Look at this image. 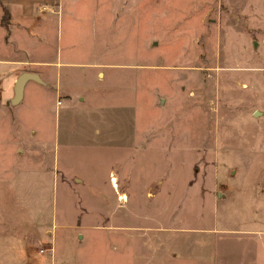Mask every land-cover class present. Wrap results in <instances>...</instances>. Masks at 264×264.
I'll use <instances>...</instances> for the list:
<instances>
[{"label":"rangeland","instance_id":"rangeland-1","mask_svg":"<svg viewBox=\"0 0 264 264\" xmlns=\"http://www.w3.org/2000/svg\"><path fill=\"white\" fill-rule=\"evenodd\" d=\"M13 57L74 105L0 114V264H264V0H0Z\"/></svg>","mask_w":264,"mask_h":264},{"label":"crops","instance_id":"crops-1","mask_svg":"<svg viewBox=\"0 0 264 264\" xmlns=\"http://www.w3.org/2000/svg\"><path fill=\"white\" fill-rule=\"evenodd\" d=\"M22 16L24 17L25 15H22ZM19 23H20V21L18 22V24ZM18 26L19 25H17L16 27H18ZM24 29L28 31L30 29V27L25 26ZM3 62L11 63V66L8 67V65L4 64ZM49 62L50 61H46L44 59H38V58H30L29 60H27L26 57L25 58H18V57L14 58L13 57L11 59L0 58V63L2 65H5V67L0 70V76L2 75L4 77H7L8 80H10V87L8 88V90H5V88L1 89V87H0V114L2 112L8 114L7 118L9 117V119H7V120L9 122H12L14 119V116L17 117V114L19 112V111H17V107L20 104V100H21L22 96L24 95V88H25L26 83L29 81H37L38 83H40L41 87L51 89L54 91V100L51 102V106H49L50 110L53 111L52 113L54 116L53 127H52V135H53L55 133L57 134L58 120H59L60 115L63 117L65 114H70V112L68 113V111L71 110L72 106L74 105L73 104L74 103V99H73L74 96L68 92L67 88L63 84L61 85L59 74L57 73L56 70L53 69L54 66L49 65L50 64ZM23 72L35 74L37 77V80L28 79L22 86V91H21L20 97L17 100H14V82H15V79ZM62 94L66 95L67 97H65V99L59 100L58 97L61 96ZM78 99L81 100L80 97ZM56 101H59L58 105L56 104ZM42 107H43L42 103L38 101L34 106V108L36 109L34 112L37 113V111H40V109ZM67 116L68 115H65L63 117V119L65 120V118ZM4 117L6 118V116H4ZM30 133L34 134V131L31 130ZM35 143L34 142H31L30 144L26 143L25 145H23L22 148L17 146L16 151L23 154L26 151L32 152V151L36 150L38 147L39 148L42 147V146H37ZM28 148H30V150H28ZM43 150H45V149H43ZM44 170H45V172H49V174H47V175L51 174L50 175L51 180H53V179H55V181L57 180L56 179V171H58V170L56 167L53 166V164H52L51 168L46 167ZM113 186L116 187V183H113ZM120 194L124 196V194L122 192H120L117 195L119 198H120ZM122 200H124V199H122ZM27 229L29 230L28 227H27ZM31 239H34V241H32ZM25 241H26L25 246L27 244H30V246H32V245L34 246L37 243V241H39V243H41V244L44 243L42 241L40 234L33 235L31 238L26 237ZM30 242H32L33 244L31 245ZM45 244H47V243H45ZM30 246H26L24 249V258H25L24 262L26 264H27V262H28V264L29 263H31V264H44L47 259H48V262H49V260L53 261L54 255L52 256L53 248L51 246V243H50V247L45 249V251H47V252L50 251V253L48 252L49 254L46 252V253H42L40 255H36L35 252H30L27 250L28 247H30Z\"/></svg>","mask_w":264,"mask_h":264},{"label":"water","instance_id":"water-1","mask_svg":"<svg viewBox=\"0 0 264 264\" xmlns=\"http://www.w3.org/2000/svg\"><path fill=\"white\" fill-rule=\"evenodd\" d=\"M28 79L37 80V77L33 73L23 72L15 79L14 100H17L20 97L22 86Z\"/></svg>","mask_w":264,"mask_h":264},{"label":"bare ground","instance_id":"bare-ground-1","mask_svg":"<svg viewBox=\"0 0 264 264\" xmlns=\"http://www.w3.org/2000/svg\"><path fill=\"white\" fill-rule=\"evenodd\" d=\"M120 198H121V199H124V196H123V195H121V196H120Z\"/></svg>","mask_w":264,"mask_h":264},{"label":"built area","instance_id":"built-area-1","mask_svg":"<svg viewBox=\"0 0 264 264\" xmlns=\"http://www.w3.org/2000/svg\"><path fill=\"white\" fill-rule=\"evenodd\" d=\"M56 104L58 105L59 104V101H56Z\"/></svg>","mask_w":264,"mask_h":264}]
</instances>
